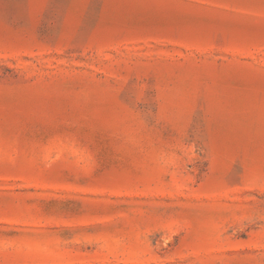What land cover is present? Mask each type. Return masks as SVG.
Wrapping results in <instances>:
<instances>
[{
    "label": "rangeland",
    "instance_id": "374dc122",
    "mask_svg": "<svg viewBox=\"0 0 264 264\" xmlns=\"http://www.w3.org/2000/svg\"><path fill=\"white\" fill-rule=\"evenodd\" d=\"M0 264H264V0H0Z\"/></svg>",
    "mask_w": 264,
    "mask_h": 264
}]
</instances>
